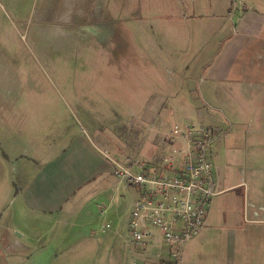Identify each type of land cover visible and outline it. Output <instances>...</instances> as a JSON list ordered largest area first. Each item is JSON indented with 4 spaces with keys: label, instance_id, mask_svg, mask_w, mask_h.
<instances>
[{
    "label": "rangeland",
    "instance_id": "374dc122",
    "mask_svg": "<svg viewBox=\"0 0 264 264\" xmlns=\"http://www.w3.org/2000/svg\"><path fill=\"white\" fill-rule=\"evenodd\" d=\"M2 3L3 264H127L114 245L126 237L136 191L117 183L104 153L160 166L182 141L149 154L147 140L157 145L175 125H201L222 135L226 171L235 173L228 165L245 154L254 165L264 159V150L243 151L253 135L264 144V95L226 104L199 96L201 66L221 48L215 35L235 33L244 8L264 15V0H103L105 24L56 17L61 8L40 0ZM248 38V57L258 51L264 64V20Z\"/></svg>",
    "mask_w": 264,
    "mask_h": 264
},
{
    "label": "crops",
    "instance_id": "0c3cea01",
    "mask_svg": "<svg viewBox=\"0 0 264 264\" xmlns=\"http://www.w3.org/2000/svg\"><path fill=\"white\" fill-rule=\"evenodd\" d=\"M11 1L14 6L18 4V8L23 2L31 3V0ZM40 1L41 3H53V8L57 4L61 9L56 12V17L84 19L86 16L87 19L90 16L95 22H103L104 24L107 19V16L102 15L103 0ZM90 6L91 9H88ZM244 10L237 21V23L239 22L238 31L236 23L233 26L235 33L231 35L224 34V32L217 33L215 38H222L219 44L221 48L218 47L214 50L210 61L204 62L205 65L201 66L203 73L200 77L201 85H204L203 88L200 85L199 96L206 103L243 102L252 100L256 95H264V64L256 57V55L261 57L263 54L257 51L253 52L251 57L247 55L249 43L255 40L248 38V33L262 25L264 15L258 12H248V8H244ZM47 12L42 7L39 15L46 17ZM107 12V10L104 11V13ZM53 13H55L54 10L50 14ZM213 43L211 42L207 46H211ZM204 54L205 51H203L202 56ZM197 112L200 117H203V113L198 107ZM170 136L171 134L163 133V137L156 143L157 145L151 144L147 140L148 147H151V150L148 151L149 154L152 147L159 148L162 145V147L167 148V141L171 142V145L180 144L181 138L172 140ZM222 143V135L217 134L208 152L214 170L216 194L210 199V205L200 232L184 245L179 264H264V159L257 158V163L254 165L250 157L245 154L243 160L239 162L234 160L235 164L228 165V167H235V173L232 174L223 168L225 165L219 152L223 148ZM258 143L257 135H253L249 148L246 138L243 151H254L255 156H257V153L264 150V144ZM139 147L137 149H142ZM158 164L154 163L153 166ZM246 167H249L250 170L247 175ZM94 194L98 197L101 192ZM129 196L131 202V198L134 196L130 193ZM43 198L46 197L43 196ZM129 204L125 215L126 220L130 211ZM75 215V211L71 212L72 217ZM114 248H116L114 254H119L121 261L127 264H132L131 261H136V259L139 264L157 262L173 264L171 259H166L168 246L161 240L157 230H153V236L147 240L145 246L131 247L127 237H125L121 241L117 240ZM0 264H3L1 258ZM136 264L138 263L136 262Z\"/></svg>",
    "mask_w": 264,
    "mask_h": 264
},
{
    "label": "built area",
    "instance_id": "2783aa9c",
    "mask_svg": "<svg viewBox=\"0 0 264 264\" xmlns=\"http://www.w3.org/2000/svg\"><path fill=\"white\" fill-rule=\"evenodd\" d=\"M0 6L3 7L2 0ZM216 136L214 130L201 125H175L170 138H181L182 143L163 156L160 166L147 167L136 158L121 161L104 153L117 183L136 191L126 220V237L131 247L145 246L153 230H157L168 246L166 259L180 263L184 245L200 232L210 199L216 194L208 156Z\"/></svg>",
    "mask_w": 264,
    "mask_h": 264
}]
</instances>
